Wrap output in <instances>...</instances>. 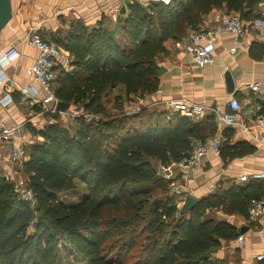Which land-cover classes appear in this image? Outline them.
I'll return each mask as SVG.
<instances>
[{"label": "trees", "instance_id": "obj_1", "mask_svg": "<svg viewBox=\"0 0 264 264\" xmlns=\"http://www.w3.org/2000/svg\"><path fill=\"white\" fill-rule=\"evenodd\" d=\"M260 1L172 0L148 6L134 1L120 20L123 47L106 19L92 28L74 27L56 40L72 62L70 70L60 68L55 93L83 114L76 116L74 131L50 113L42 130L32 129L41 140L27 146L23 171L35 207L17 200L12 182L0 174V264H62L68 251L85 264H218L211 251L239 232L208 210L248 215L252 199L262 197L261 187L219 186L183 212L181 198L171 192L173 181L160 170L185 159L194 142L214 136L215 115L196 118L153 106L128 113L122 96L115 97L119 111L112 112L103 99L118 84L125 86L126 99L157 91L156 57L166 51L165 40L199 28L214 8L251 21ZM232 136L231 128L223 131L224 159L254 151L249 144L231 143ZM78 183L85 188L80 201L61 199Z\"/></svg>", "mask_w": 264, "mask_h": 264}, {"label": "crops", "instance_id": "obj_2", "mask_svg": "<svg viewBox=\"0 0 264 264\" xmlns=\"http://www.w3.org/2000/svg\"><path fill=\"white\" fill-rule=\"evenodd\" d=\"M11 1L13 16L0 33V57L11 46H15L21 56L4 68L8 77L5 82L0 83V99L10 92L14 102L6 107L0 102V115L8 125L20 126L15 138L17 141L25 142L27 147L41 140L32 129L42 130L50 119L42 112L39 104L31 102L23 105L19 102L20 87L35 86L38 89V98L45 95L40 84L28 73L29 67L38 55V50L29 42L32 34H39L56 43L69 57L68 64L61 62L57 66L58 74L61 67L70 70L72 62L69 52L56 41L58 38H64L74 27L92 28L106 19V24L114 32L117 43L123 47L125 38L120 20L127 16L128 4L134 1L144 6L149 4L146 5L143 0ZM223 11L224 8H214L203 17L199 26L212 30L215 35L212 64L197 65L190 53L176 45L178 40L169 38L164 42L166 51L156 57L158 66L164 69L160 75V86L157 91L147 94L142 100L141 96L126 99L125 86L118 84L103 99L105 106L112 112L119 111L115 107L116 96H122L123 110L126 104H133L134 110L145 106L161 109L172 99H184L189 104L202 106L201 112L192 117L202 118L212 113L215 115L217 124L215 135L220 134L223 138V131L231 128L233 130L231 143H241L244 146L249 144L255 148L253 152L233 159H224L220 154L217 155L209 150L198 167L188 168L183 165L169 167L172 184L183 185L186 195L190 194L198 201L214 193L219 186L227 188L232 184L259 185L262 196L260 198H264V179L240 181V176L243 174L264 171V128L255 127L253 122L257 115L264 114L261 112L264 101V53L260 55L259 45L264 46V43L258 34L259 27L264 24V3L260 1L257 16L253 20L245 21L248 32L243 37L244 44L232 54L229 50L234 45L235 36L220 27L219 16ZM256 82L263 84L262 92L251 89L250 85ZM232 98H236L241 103V108L237 112L229 105ZM226 112H233L237 122L225 124L221 115ZM72 113L81 115L83 110L78 106L70 105L64 113L59 111L50 114H59L64 118L63 115ZM243 123L250 128L243 126ZM256 136L261 137L263 141L257 140ZM182 204L179 203V206L181 207ZM207 213L217 219L229 221L236 227L239 236H244L242 243L237 241L238 236L233 241L223 240L219 247L211 251V257L218 264H257L260 260H264L258 258L264 253V217L250 221L248 215L239 212L227 213L223 208L211 209Z\"/></svg>", "mask_w": 264, "mask_h": 264}, {"label": "built area", "instance_id": "obj_3", "mask_svg": "<svg viewBox=\"0 0 264 264\" xmlns=\"http://www.w3.org/2000/svg\"><path fill=\"white\" fill-rule=\"evenodd\" d=\"M172 0H143L148 5L152 2H162L166 5L170 4ZM264 3V0H261ZM220 27L235 36L234 45L229 50L232 54L238 47L243 46V37L248 32L247 23L241 18L239 13L223 11L219 16ZM258 34L261 41L264 43V24L259 27ZM30 44L38 50V55L35 62L29 67L28 73L35 82L40 84L45 95L38 98V89L35 86L20 87L19 102L21 104L37 103L41 106L43 113H57V103L60 101L55 93L57 83L56 68L61 63L68 64L70 59L65 55V52L54 42L43 38L39 34H32ZM214 43L215 35L212 30L205 28L189 29L186 34L176 42L178 47H183L190 53L199 66L210 65L214 61ZM21 56L20 51L15 47H9L0 57V83L5 82L7 74L4 68L9 64L15 62ZM251 89L262 92L263 84L256 82L252 83ZM147 94H143L142 100ZM139 99V100H140ZM1 104L6 107L14 102L12 94L6 93L0 99ZM230 107L236 112L240 110L241 103L232 98L229 101ZM161 109L168 112H181L187 116H195L202 110V106L198 104H189L188 101L182 99H172L166 102ZM134 111V109L129 110ZM130 113V112H128ZM88 116V115H86ZM225 124H233L237 122L236 115L232 113H224L221 115ZM255 127L264 128V114H259L253 119ZM253 125V126H254ZM243 126L250 128L247 124ZM19 125H8L3 116L0 115V174L8 181L12 182L13 190L17 200L24 201L30 206H36L35 194L29 185L26 178L23 166L28 159V151L25 142L17 141L15 135L19 132ZM259 141H263L261 137H255ZM223 138L220 134L209 137L204 141H196L193 143L188 156L181 162H172L170 166L183 165L188 168H195L201 165L204 156L209 150L219 155L222 147ZM264 179V171L253 172L251 174H243L240 176V181L259 180ZM174 195L181 198L182 203L186 197V192L182 185L173 184L172 191ZM264 217V198H254L251 201L248 218L250 221H256ZM237 241L242 243L244 236L238 237ZM259 259H264V253L258 256Z\"/></svg>", "mask_w": 264, "mask_h": 264}, {"label": "rangeland", "instance_id": "obj_4", "mask_svg": "<svg viewBox=\"0 0 264 264\" xmlns=\"http://www.w3.org/2000/svg\"><path fill=\"white\" fill-rule=\"evenodd\" d=\"M149 4H151V3H149ZM132 105L133 104H126L125 105V107H126L125 108V112H132V111H129V110H132L134 108ZM64 112H66V111H64ZM64 112H61V113H64ZM77 115L78 114H74V113L66 114V115H63L64 118L60 117V119L62 120L63 124L66 127H69L71 130L74 131V129L76 127L75 126V119H76ZM156 164H157V162H156ZM169 167H173V166L169 165L168 167H162L160 169L165 178H171L170 174L168 172ZM77 186L78 187H77L76 191H70V192L62 193L60 195L61 199H63L67 203H74V202L76 203V202L80 201L82 199V196L84 195L85 188H84V185L82 183H78ZM172 186H173V184H172ZM127 188H128V190L133 191V190H137L139 187L138 186H133V187L130 188V187L127 186ZM119 189H120V185L113 187L112 188V192H111L112 196L117 195L118 192H119ZM183 202H184V200H183ZM180 204H182V200H181ZM68 254H69V256H67L65 254L62 255V264H85V263H83L82 258L78 257L75 253H73L71 251L70 252L68 251Z\"/></svg>", "mask_w": 264, "mask_h": 264}, {"label": "water", "instance_id": "obj_5", "mask_svg": "<svg viewBox=\"0 0 264 264\" xmlns=\"http://www.w3.org/2000/svg\"><path fill=\"white\" fill-rule=\"evenodd\" d=\"M13 16V7L11 0H0V33L9 23ZM163 68H160L158 73L161 75L163 73ZM70 107L69 103L59 101L57 103V110L64 112ZM198 203V199L192 195H186L185 200L181 206V210L188 211L193 208Z\"/></svg>", "mask_w": 264, "mask_h": 264}]
</instances>
